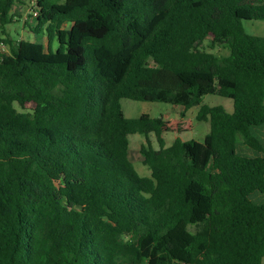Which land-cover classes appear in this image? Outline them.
I'll use <instances>...</instances> for the list:
<instances>
[{"label": "trees", "instance_id": "trees-1", "mask_svg": "<svg viewBox=\"0 0 264 264\" xmlns=\"http://www.w3.org/2000/svg\"><path fill=\"white\" fill-rule=\"evenodd\" d=\"M16 4L0 0L1 35ZM31 8L46 44L0 40V264H262L264 37L242 22L264 21V0ZM122 99L197 108L209 132L166 146L171 124L126 118ZM134 134L147 177L128 157Z\"/></svg>", "mask_w": 264, "mask_h": 264}, {"label": "rangeland", "instance_id": "rangeland-1", "mask_svg": "<svg viewBox=\"0 0 264 264\" xmlns=\"http://www.w3.org/2000/svg\"><path fill=\"white\" fill-rule=\"evenodd\" d=\"M36 0H23V4H16L14 11L16 17H14V21L12 24H9L5 27L4 33L11 36V38L18 39L22 38L24 40L30 42H43L46 44V39L42 35L34 36L33 33L30 32L28 24L33 22L29 17H27L26 13L29 12L32 5H34ZM24 10L21 12V10ZM24 16L27 17L24 19ZM159 17L155 19L157 21ZM243 28L245 32L252 36L264 37V21H243ZM32 26V25H31ZM1 32V31H0ZM3 35L0 34V40H2ZM208 42H204V47H206ZM56 42L52 43L53 51L56 49ZM206 49L212 53H216L218 55H226L227 52L221 47H216L213 50ZM120 105L122 111L126 118H137L141 114H148L150 117H162L166 121H168L173 130L167 132L163 135V139L165 141L166 146L172 145V143L178 139L182 142L194 140L197 142H202L205 135L209 132V124L204 121H196L195 116L197 113V108H192L186 112L185 117H180V112H182L183 108L179 106H173L165 103H151V102H137L129 99L120 100ZM202 105H207L210 107L221 106L225 108L228 112L232 111L233 103L230 99L223 98L217 95H206L203 97ZM179 122H184L183 131H177V125ZM261 134L264 135V130L261 131ZM148 139L150 140V144L155 149L158 148V144L154 135H149ZM129 140V151L128 157L130 162L133 164L136 172L141 177L149 176V169L142 164V156L140 154L141 145L145 144V137L139 134L130 135L128 137ZM239 151L244 154H252V151L248 148L239 147ZM254 154V153H253ZM255 201L258 204L264 205V194L256 195ZM264 264V260L263 263Z\"/></svg>", "mask_w": 264, "mask_h": 264}, {"label": "built area", "instance_id": "built-area-1", "mask_svg": "<svg viewBox=\"0 0 264 264\" xmlns=\"http://www.w3.org/2000/svg\"><path fill=\"white\" fill-rule=\"evenodd\" d=\"M28 16H29V18L31 19V20H34L35 18H36V16H37V12L36 11H34L32 8L29 10V12H28ZM5 46L4 45H0V51L1 52H3V51H5Z\"/></svg>", "mask_w": 264, "mask_h": 264}, {"label": "crops", "instance_id": "crops-1", "mask_svg": "<svg viewBox=\"0 0 264 264\" xmlns=\"http://www.w3.org/2000/svg\"><path fill=\"white\" fill-rule=\"evenodd\" d=\"M15 10H16V8L14 9V11H15ZM23 11H24V10L22 9L21 12H23ZM26 15H27V17H29V16H28V13H26ZM27 17L24 16V19L27 18ZM32 24H33V22H30V26H31ZM32 26H33V25H32ZM5 34H6V33H5ZM5 34H4L2 37H5ZM9 36H10V35H9ZM34 36L36 37V35H34ZM43 37H44V36H43ZM10 38H11V36H10ZM44 38H45V37H44ZM20 39H22V38H18V39H16V40H20ZM45 39H46V38H45ZM34 42H35V41H34ZM36 42H37V41H36ZM41 43H43V42L41 41ZM44 44H45V43H44ZM230 112H232V111H230ZM230 112H229V113H230ZM262 136H263V139H264V135H262Z\"/></svg>", "mask_w": 264, "mask_h": 264}]
</instances>
